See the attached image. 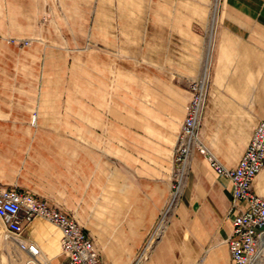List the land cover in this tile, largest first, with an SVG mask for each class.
I'll list each match as a JSON object with an SVG mask.
<instances>
[{
    "label": "crops",
    "instance_id": "0c3cea01",
    "mask_svg": "<svg viewBox=\"0 0 264 264\" xmlns=\"http://www.w3.org/2000/svg\"><path fill=\"white\" fill-rule=\"evenodd\" d=\"M99 10L107 15L102 29L139 31V38L125 32L123 45L190 46V79H211L200 138L223 165L235 167L264 121V0H106ZM106 40L97 44H114ZM174 76L155 74L149 89L161 115L150 123L160 120L163 128L152 129L146 117L131 116L129 103L118 107L106 97L92 102L89 135L49 132L61 124L53 120L60 118V88L0 86V181L32 193L41 189L28 184L36 167V180L46 183L43 196L81 223L104 264H136L169 198L179 129L168 123L175 104L168 95L185 90L172 84ZM186 106L183 99L185 114ZM35 110L42 118L36 125ZM199 154L189 160L191 175L171 224L139 264H232L231 183ZM252 188L264 196V168ZM23 236L40 247L41 264L65 263L60 231L50 222L34 219Z\"/></svg>",
    "mask_w": 264,
    "mask_h": 264
},
{
    "label": "rangeland",
    "instance_id": "374dc122",
    "mask_svg": "<svg viewBox=\"0 0 264 264\" xmlns=\"http://www.w3.org/2000/svg\"><path fill=\"white\" fill-rule=\"evenodd\" d=\"M105 4L106 0H0V86L60 88L56 107L60 111V118L53 114L51 116L61 124L50 122L54 125L50 124L49 132L89 135L92 102H96V98L102 102L106 97L118 107H122L124 102L129 103L131 116L146 117L152 129L163 128L160 120L150 123L151 118L159 119L161 115L154 106L149 89L153 91L155 74H174L170 78L172 84L176 83L185 90L178 89L168 95L170 102L174 100L175 103L172 104L171 116L168 115V123H171L173 130L178 126L180 131V122L185 117V109L180 107V102L185 99L188 106L191 84L202 76L200 74L190 79V46L123 45L121 42L126 39L125 32L131 35L129 38H139V31L102 29L100 24H107V15L99 13V7ZM215 19L216 14L213 13L210 20L213 22ZM107 38L114 44H97L99 41L106 42ZM211 44L213 46V41ZM204 69L205 66L203 72ZM107 90L111 93H106ZM32 121L35 125L37 121H42L38 110L33 112ZM36 127L43 132L41 126ZM82 143L89 147V143ZM207 164L210 167L208 161ZM174 169L173 162L171 186L176 182ZM191 170L188 163L182 174L178 204ZM30 171L28 184L34 187L37 183L41 188H30L33 190L31 192L50 203L51 200L43 196L46 183L36 180L40 176L37 168L32 167ZM0 184L12 189L18 187L11 182L0 181ZM171 186L169 198L160 212V215L162 211L167 212V228L178 207V204L169 206ZM29 260V256L18 248L14 240L6 236L5 226L0 219V264H29ZM251 264H264V245Z\"/></svg>",
    "mask_w": 264,
    "mask_h": 264
},
{
    "label": "built area",
    "instance_id": "2783aa9c",
    "mask_svg": "<svg viewBox=\"0 0 264 264\" xmlns=\"http://www.w3.org/2000/svg\"><path fill=\"white\" fill-rule=\"evenodd\" d=\"M204 75L191 84V99L177 136L173 155L177 176L176 182L171 186L169 206L178 204L183 184L182 174L193 152L198 151L207 158L218 176L226 177L231 183V208L237 211L232 221V234L227 239L232 264H251L260 254L264 238V196L257 195L252 188L255 178L264 167V121L255 129L237 165L233 168L223 165L200 138L210 86V75ZM160 216L156 227L148 235L136 264L149 259L155 242L165 233L168 225L167 212L162 211ZM38 217L50 222L60 231L61 253L65 257L63 264H104L94 239L73 216L32 193L0 184V219L5 226L6 236L14 240L18 248L29 256V264H35V261L41 264L40 247L23 236L26 226Z\"/></svg>",
    "mask_w": 264,
    "mask_h": 264
},
{
    "label": "bare ground",
    "instance_id": "6f19581e",
    "mask_svg": "<svg viewBox=\"0 0 264 264\" xmlns=\"http://www.w3.org/2000/svg\"><path fill=\"white\" fill-rule=\"evenodd\" d=\"M260 122H262V121H260ZM260 122H259V123H260ZM181 125H182V124H181ZM258 125H259V124H258ZM258 125H257V126H258ZM256 128H257V127H256ZM254 131H255V130H254ZM253 134H254V132H253ZM252 137H253V135H252ZM251 139H252V138H251ZM248 145H249V144H248ZM263 168H264V167H263ZM263 168H262V169H263ZM261 171H262V170H261ZM261 171H260V172H261ZM262 245H264V238L262 239ZM262 245H261V246H262Z\"/></svg>",
    "mask_w": 264,
    "mask_h": 264
}]
</instances>
